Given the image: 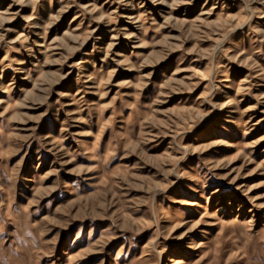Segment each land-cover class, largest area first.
Segmentation results:
<instances>
[{"label":"rangeland","instance_id":"1","mask_svg":"<svg viewBox=\"0 0 264 264\" xmlns=\"http://www.w3.org/2000/svg\"><path fill=\"white\" fill-rule=\"evenodd\" d=\"M0 264H264V0H0Z\"/></svg>","mask_w":264,"mask_h":264}]
</instances>
